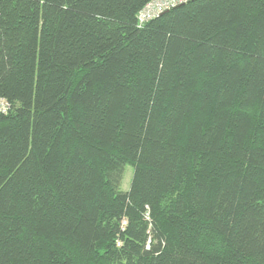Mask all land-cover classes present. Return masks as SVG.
Wrapping results in <instances>:
<instances>
[{
	"label": "trees",
	"instance_id": "1",
	"mask_svg": "<svg viewBox=\"0 0 264 264\" xmlns=\"http://www.w3.org/2000/svg\"><path fill=\"white\" fill-rule=\"evenodd\" d=\"M151 1L0 0V264H264V0Z\"/></svg>",
	"mask_w": 264,
	"mask_h": 264
},
{
	"label": "built area",
	"instance_id": "2",
	"mask_svg": "<svg viewBox=\"0 0 264 264\" xmlns=\"http://www.w3.org/2000/svg\"><path fill=\"white\" fill-rule=\"evenodd\" d=\"M189 0H186V2ZM180 4L178 0H152L139 13L138 19L141 25L145 24L150 19L157 17L165 10ZM8 103L0 98V110L6 112Z\"/></svg>",
	"mask_w": 264,
	"mask_h": 264
},
{
	"label": "rangeland",
	"instance_id": "3",
	"mask_svg": "<svg viewBox=\"0 0 264 264\" xmlns=\"http://www.w3.org/2000/svg\"><path fill=\"white\" fill-rule=\"evenodd\" d=\"M134 167L132 165H127L125 170L124 179L122 182V189L129 190L131 187L132 177H133Z\"/></svg>",
	"mask_w": 264,
	"mask_h": 264
},
{
	"label": "snow or ice",
	"instance_id": "4",
	"mask_svg": "<svg viewBox=\"0 0 264 264\" xmlns=\"http://www.w3.org/2000/svg\"><path fill=\"white\" fill-rule=\"evenodd\" d=\"M178 2H179L180 4H185V3H186V0H178Z\"/></svg>",
	"mask_w": 264,
	"mask_h": 264
}]
</instances>
